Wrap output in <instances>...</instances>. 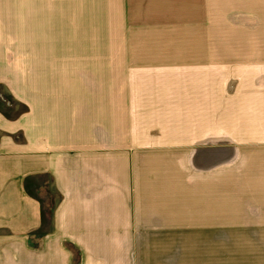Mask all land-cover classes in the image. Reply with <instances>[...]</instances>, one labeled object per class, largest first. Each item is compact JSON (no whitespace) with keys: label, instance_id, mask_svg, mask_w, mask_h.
I'll return each mask as SVG.
<instances>
[{"label":"crops","instance_id":"1","mask_svg":"<svg viewBox=\"0 0 264 264\" xmlns=\"http://www.w3.org/2000/svg\"><path fill=\"white\" fill-rule=\"evenodd\" d=\"M167 233L264 264V0H0V264Z\"/></svg>","mask_w":264,"mask_h":264},{"label":"rangeland","instance_id":"2","mask_svg":"<svg viewBox=\"0 0 264 264\" xmlns=\"http://www.w3.org/2000/svg\"><path fill=\"white\" fill-rule=\"evenodd\" d=\"M45 195H41V197L44 198ZM48 202H44L45 209L43 210L44 215V228L49 227V213L47 204ZM168 212V210H167ZM166 213V211H165ZM48 215V216H47ZM166 225V223L164 224ZM157 236V237H156ZM155 237L152 235H149V239H146L147 241L155 242L154 246L150 248L151 252L147 255V253L144 254L146 256L147 261L151 263L156 264H201V259H203L204 263L207 258H210L211 256L218 259V264H230L229 260L231 257H234L236 253L234 251H231V255H228L229 253L226 244H222V239H224L225 235H214L216 239H219L220 241V249L214 250L213 253H211L210 250L201 251L200 242L201 239H207V241L210 240L211 235H198L193 233H179V234H159ZM206 236V237H205ZM157 238V239H156ZM214 238V240H216ZM203 240V241H204ZM213 240V241H214ZM217 241V240H216ZM205 245V242H204ZM205 246H203L204 248ZM208 248V246H207ZM148 250V249H147ZM146 250V251H147ZM203 252V253H202ZM213 254V255H211ZM219 254V255H217ZM238 255V253L236 254ZM201 258V259H200ZM156 261V262H155ZM239 260H235L237 263Z\"/></svg>","mask_w":264,"mask_h":264}]
</instances>
